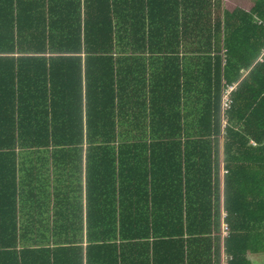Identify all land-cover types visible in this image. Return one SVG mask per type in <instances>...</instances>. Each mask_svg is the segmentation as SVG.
<instances>
[{
	"label": "trees",
	"instance_id": "obj_1",
	"mask_svg": "<svg viewBox=\"0 0 264 264\" xmlns=\"http://www.w3.org/2000/svg\"><path fill=\"white\" fill-rule=\"evenodd\" d=\"M253 2L248 11L230 12L223 0H0V174L8 173L0 177V259L264 264L257 261L264 255V165L243 162L264 160V146L247 151V138L230 127L244 114L235 109L234 93L222 116V90L210 87L208 106L196 120L203 129L197 137L180 133L185 120L176 111L184 75L180 48L203 55V92L206 73L214 82L212 74L220 72L219 56L207 65L213 51L225 49L227 83L240 78L228 77L233 58L246 68L257 56L258 47L256 55L246 47L259 34L263 47L264 0ZM122 52L139 59L134 68L121 67L132 59ZM133 79L138 102H132ZM163 98L169 100L164 105ZM263 136L254 135L257 144ZM61 144L81 152L91 147L100 156L105 212L102 206L100 214L93 210L85 226L77 216V225L64 230L21 229L15 160L27 148ZM186 144L198 149H183ZM222 222L228 226L224 237Z\"/></svg>",
	"mask_w": 264,
	"mask_h": 264
},
{
	"label": "crops",
	"instance_id": "obj_2",
	"mask_svg": "<svg viewBox=\"0 0 264 264\" xmlns=\"http://www.w3.org/2000/svg\"><path fill=\"white\" fill-rule=\"evenodd\" d=\"M230 1L223 0L222 6L223 9L230 12L236 8L248 11L254 4L253 0H235L233 5H231ZM258 36V40L256 38L252 40L253 46L246 47L250 53L249 55H256V47L259 50V53L248 67H243L242 61L244 60H241V58L236 57L231 60L233 67L231 66L229 75L227 73L228 77L235 79L236 75L240 74V78L231 83H227L223 76L225 49L222 48L218 52L213 51L209 55L208 66L215 64V56L220 57V60H218L220 72L219 74H212L214 82L210 80V74L206 73L205 86L207 88L205 92L201 88L202 75L200 72L203 65L200 58L203 55L199 53L188 55L186 50L183 48L179 49L177 53L179 68L184 71V75L180 78L182 89L180 90L179 105L176 110L180 114L181 119L185 120V126H182L181 134L197 137L203 132L196 120L204 112L205 107L208 106L210 87L211 91H214L217 84L221 90L225 85H229L233 87L232 93H234V99L237 103L235 109L244 112L242 121L234 119L230 127L240 132L245 139L247 138L246 148L249 149L247 151H253L250 148L264 146L263 138L260 144H257L254 139V135L258 138L264 135V41L263 47L259 48L260 34ZM121 54L122 56L128 55L132 57L131 60H125V63L121 64L122 68L126 69L128 64L134 68L139 61V59H134L135 57L132 53L122 52ZM246 58V61L250 60L248 54ZM256 66H258L257 69ZM116 67L118 68L119 66L116 64ZM132 75L136 76V73H132ZM135 83L133 79L130 90H135L136 93L132 102H138L140 97V91L136 89ZM127 87L128 82H123L121 88L124 90ZM203 93L206 94V98L202 96ZM167 101H169L167 98H163L161 102L164 105ZM254 110L257 111V114L253 113ZM171 111L172 109L166 111L168 118L169 114L171 115ZM251 113L257 118L251 116ZM247 121L249 122L248 126L244 128L242 124L243 122L246 124ZM225 124L222 125L221 123L219 143L216 148L218 153L217 162L221 171L220 183H223L222 176L225 162L222 136ZM96 146H99V144L92 145V147ZM185 146L183 149L189 151L198 149L197 144H186ZM75 149L76 146L61 144L57 147L50 145L48 147L27 148V150L23 151L24 153H19L18 158L15 160L12 180L17 190L15 197L16 218L17 224H21V229L64 230L67 229L68 225L76 224V220H79L77 216H82V225L85 226L87 220L91 221L93 219L91 218L93 210L98 208L99 214L101 213V199L104 198L105 193L102 189L101 177L102 171L103 175L105 174V169L102 170L101 168L100 156H96L94 154L95 151L93 152L91 147L86 151L83 146L82 152L75 151ZM243 162L245 165H264V160L260 159L253 160L252 163L245 160ZM3 166L5 164H1L0 167ZM6 174L8 173L5 171ZM5 175L0 174V177H5ZM7 178L10 179V176L8 175ZM0 184H2V181H0ZM222 190L223 187L221 186V193ZM102 208L104 213V203ZM224 216L225 213L222 212V218ZM224 223L222 222V224ZM222 224L220 234L221 237H224L222 236ZM71 229L76 228L68 230ZM11 261L9 258H1L0 264H9ZM16 261L18 264H31V261L38 260L37 256H29L24 259L23 263L19 257ZM257 261L264 263V255H259Z\"/></svg>",
	"mask_w": 264,
	"mask_h": 264
},
{
	"label": "built area",
	"instance_id": "obj_3",
	"mask_svg": "<svg viewBox=\"0 0 264 264\" xmlns=\"http://www.w3.org/2000/svg\"><path fill=\"white\" fill-rule=\"evenodd\" d=\"M231 91H232V86L226 85L222 88L221 99H220V107H221L222 116H223V112L227 110L231 105ZM222 123L224 124V119L222 120ZM227 231H228L227 225L225 223L222 224V236H225L227 234Z\"/></svg>",
	"mask_w": 264,
	"mask_h": 264
},
{
	"label": "rangeland",
	"instance_id": "obj_4",
	"mask_svg": "<svg viewBox=\"0 0 264 264\" xmlns=\"http://www.w3.org/2000/svg\"><path fill=\"white\" fill-rule=\"evenodd\" d=\"M234 2H235V0H231V1H230L231 5H233Z\"/></svg>",
	"mask_w": 264,
	"mask_h": 264
},
{
	"label": "bare ground",
	"instance_id": "obj_5",
	"mask_svg": "<svg viewBox=\"0 0 264 264\" xmlns=\"http://www.w3.org/2000/svg\"><path fill=\"white\" fill-rule=\"evenodd\" d=\"M227 233H228V231H227ZM227 235V234H226Z\"/></svg>",
	"mask_w": 264,
	"mask_h": 264
}]
</instances>
